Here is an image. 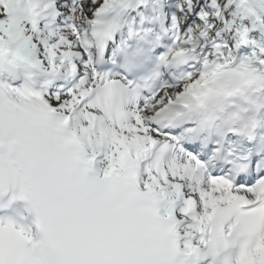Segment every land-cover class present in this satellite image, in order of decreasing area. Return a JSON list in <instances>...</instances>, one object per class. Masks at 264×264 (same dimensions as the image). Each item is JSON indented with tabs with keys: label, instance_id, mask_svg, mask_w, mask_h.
Instances as JSON below:
<instances>
[{
	"label": "snow or ice",
	"instance_id": "snow-or-ice-1",
	"mask_svg": "<svg viewBox=\"0 0 264 264\" xmlns=\"http://www.w3.org/2000/svg\"><path fill=\"white\" fill-rule=\"evenodd\" d=\"M0 264H264V0H0Z\"/></svg>",
	"mask_w": 264,
	"mask_h": 264
}]
</instances>
